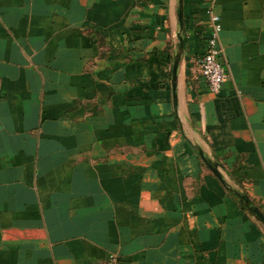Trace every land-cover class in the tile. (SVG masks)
Segmentation results:
<instances>
[{
    "label": "crops",
    "instance_id": "1",
    "mask_svg": "<svg viewBox=\"0 0 264 264\" xmlns=\"http://www.w3.org/2000/svg\"><path fill=\"white\" fill-rule=\"evenodd\" d=\"M236 192L264 214V0H0V264H264Z\"/></svg>",
    "mask_w": 264,
    "mask_h": 264
},
{
    "label": "built area",
    "instance_id": "2",
    "mask_svg": "<svg viewBox=\"0 0 264 264\" xmlns=\"http://www.w3.org/2000/svg\"><path fill=\"white\" fill-rule=\"evenodd\" d=\"M209 13L210 34L207 37V46L204 53L197 58L196 63L199 76L207 82L209 90L213 93H219L228 79V72L221 60L223 54V48L219 43L221 24L218 16L211 9ZM107 264H122V262L117 253H112Z\"/></svg>",
    "mask_w": 264,
    "mask_h": 264
},
{
    "label": "water",
    "instance_id": "3",
    "mask_svg": "<svg viewBox=\"0 0 264 264\" xmlns=\"http://www.w3.org/2000/svg\"><path fill=\"white\" fill-rule=\"evenodd\" d=\"M177 69V66H175V71ZM175 77H176V73H175ZM210 165V167L212 168V170L220 177L221 174L218 171L217 167H215L214 165L208 163ZM237 196L240 198L241 202L247 206L252 212H254V214L264 223V214L260 211V209H258L257 207L251 205V203L249 202V200L244 197L242 194H240L239 192H236Z\"/></svg>",
    "mask_w": 264,
    "mask_h": 264
}]
</instances>
